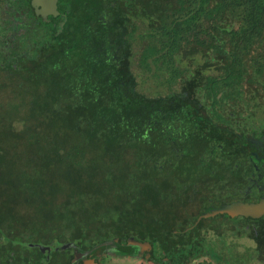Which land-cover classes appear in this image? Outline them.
Here are the masks:
<instances>
[{"label": "flooded vegetation", "instance_id": "af4514ba", "mask_svg": "<svg viewBox=\"0 0 264 264\" xmlns=\"http://www.w3.org/2000/svg\"><path fill=\"white\" fill-rule=\"evenodd\" d=\"M165 1L56 0L42 15L31 0H0L1 59L15 67L21 55L60 53L93 96L116 98L118 82L130 102L125 120L109 128L127 136L104 168L110 194H85L111 210L100 230L86 231L91 244L80 249L55 237L30 243L40 251L30 253L33 264H53L59 246L65 264H264V212L218 210L264 198V61L251 63L264 44L213 50L195 30L189 42L161 43L150 32L165 22ZM240 55L233 67L222 60ZM130 238L149 247L88 252ZM5 255L0 264H13Z\"/></svg>", "mask_w": 264, "mask_h": 264}, {"label": "trees", "instance_id": "16d2710c", "mask_svg": "<svg viewBox=\"0 0 264 264\" xmlns=\"http://www.w3.org/2000/svg\"><path fill=\"white\" fill-rule=\"evenodd\" d=\"M163 10L165 22L150 32L161 43L189 42L195 30L213 50L264 44V0H166ZM44 54L38 60L21 55L15 67L0 58L6 63L0 64V253L13 264H33L30 253L40 251L30 243L53 237L71 239L79 249L91 244L86 231L100 230V217L111 210L85 194H110L104 168L127 141L125 131L109 129L130 108L121 84L116 98H96L90 82L70 77L63 54ZM222 60L227 67L242 64L241 55ZM67 251L53 249V264H65L57 253ZM34 264L47 262L38 257Z\"/></svg>", "mask_w": 264, "mask_h": 264}, {"label": "water", "instance_id": "95a60500", "mask_svg": "<svg viewBox=\"0 0 264 264\" xmlns=\"http://www.w3.org/2000/svg\"><path fill=\"white\" fill-rule=\"evenodd\" d=\"M32 5L37 9L39 13L45 15L47 12L54 11L56 8V0H31ZM219 211H227L231 214H251L257 215L264 212V198L259 201L253 203H242V202H232L225 204L221 208L218 209ZM66 244V243H65ZM42 250L47 246L41 245ZM105 247L119 250V251H130V250H144L149 247L147 242H142L137 240L136 238H130L125 243H119L115 240H108L106 242L99 243L94 245L90 250L89 253H94L96 251H100ZM86 264H96L92 259H88Z\"/></svg>", "mask_w": 264, "mask_h": 264}]
</instances>
